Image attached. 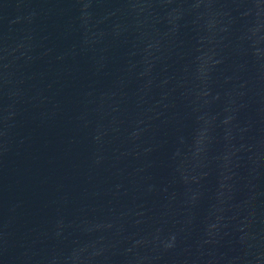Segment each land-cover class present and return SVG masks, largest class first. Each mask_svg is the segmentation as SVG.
Instances as JSON below:
<instances>
[{"label": "water", "instance_id": "water-1", "mask_svg": "<svg viewBox=\"0 0 264 264\" xmlns=\"http://www.w3.org/2000/svg\"><path fill=\"white\" fill-rule=\"evenodd\" d=\"M0 264H264V0H0Z\"/></svg>", "mask_w": 264, "mask_h": 264}]
</instances>
